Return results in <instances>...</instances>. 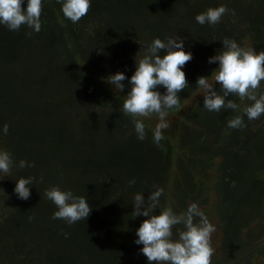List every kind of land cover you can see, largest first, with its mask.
<instances>
[{"label": "trees", "instance_id": "obj_1", "mask_svg": "<svg viewBox=\"0 0 264 264\" xmlns=\"http://www.w3.org/2000/svg\"><path fill=\"white\" fill-rule=\"evenodd\" d=\"M90 4L73 24L56 0H42L39 33L0 25V150L14 161L8 174L0 172V264H148L143 245L135 243L147 218L132 214L134 195L147 200L157 188L164 192L153 215L166 207L179 214L196 203L215 227L211 264H264V114L248 120L242 110L250 102L235 95L226 100L238 110L209 112L196 86L218 68L208 60L223 50L225 38L257 54L264 50V0ZM221 5L228 12L218 24L196 22ZM176 35L192 55L181 69L188 87L178 94L180 108L169 110L176 122L159 145L156 115L140 118L146 130L140 141L122 112L135 60L154 39ZM117 73L126 77L122 92L107 80ZM237 115L245 126L228 128ZM21 160L34 166L20 168ZM20 178H32L26 201L14 193ZM53 186L86 197L87 220H53L57 208L44 196Z\"/></svg>", "mask_w": 264, "mask_h": 264}, {"label": "clouds", "instance_id": "obj_2", "mask_svg": "<svg viewBox=\"0 0 264 264\" xmlns=\"http://www.w3.org/2000/svg\"><path fill=\"white\" fill-rule=\"evenodd\" d=\"M61 5L64 19L73 24L84 17L90 9V0H56ZM0 0V25L10 31H19L22 26L41 31L42 0ZM228 12L226 6L209 8L198 14L195 20L200 25H216ZM62 26L63 22L61 21ZM31 36L32 32L26 33ZM184 40L177 35L167 38L166 42L154 39L144 50V55L136 62V71L128 81L130 91L124 96L122 112L132 118L137 139L146 138L143 119L156 115L159 122L153 129V142L159 145L163 139V131L170 127L167 120L169 110L180 108L178 95L188 83L185 73L181 70L192 59L190 52L184 51ZM222 51L208 60L209 64L218 63L210 77H200L197 87L203 93V108L209 112L219 113L221 109L238 110L239 105L226 97L235 95L243 102L250 103L243 108V116L248 120L259 119L264 114V92H260L261 82L264 81V50L258 54L254 47L238 44L235 40L225 38ZM166 54L161 55V51ZM126 77L117 73L108 77V83L117 91H124L122 83ZM219 84V93L215 85ZM166 89L161 95L157 87ZM243 116L237 115L230 119L227 127L239 129L244 127ZM9 125L5 124L2 133L7 135ZM13 157L7 150H0V172L8 174L13 167ZM31 167L27 161L21 160L19 167ZM32 178H20L16 181L14 193L21 200L30 198L29 185ZM135 180L129 181V185ZM164 190L157 188L147 200L143 194L134 195L135 217H146L136 231L137 245L142 244V254L147 257L148 264H211L214 250L211 247V235L215 227L209 222L196 203L188 206L187 210L179 214L172 208L166 207L159 215H153L158 208L159 198ZM47 200L54 203L57 210L52 219L64 220L69 225L81 220H87L92 209L86 197L76 196L72 191H62L59 186H53L44 193ZM39 204L37 205V207ZM143 209V210H142ZM199 218V222H195ZM179 226H182L179 227ZM173 229L176 236L174 238Z\"/></svg>", "mask_w": 264, "mask_h": 264}, {"label": "rangeland", "instance_id": "obj_3", "mask_svg": "<svg viewBox=\"0 0 264 264\" xmlns=\"http://www.w3.org/2000/svg\"><path fill=\"white\" fill-rule=\"evenodd\" d=\"M192 101L193 100H190L189 103L192 102ZM183 112H185L184 107H183V111L181 112V114H183ZM181 114H180V116H181ZM167 120L170 123V127L168 129L164 130L163 132H169V131H171L172 128L174 127V123L176 122L175 121V117H167ZM158 122H159V120L157 122H154L153 123V126L155 127Z\"/></svg>", "mask_w": 264, "mask_h": 264}]
</instances>
